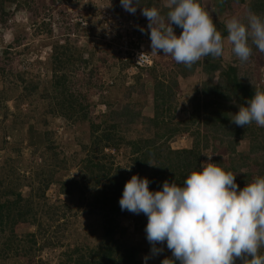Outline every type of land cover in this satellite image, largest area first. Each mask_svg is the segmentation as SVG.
Here are the masks:
<instances>
[{"label":"rangeland","instance_id":"1","mask_svg":"<svg viewBox=\"0 0 264 264\" xmlns=\"http://www.w3.org/2000/svg\"><path fill=\"white\" fill-rule=\"evenodd\" d=\"M216 1L214 0L215 3ZM200 4L203 8H211L209 0H201ZM161 5H164V0H150L147 4L139 1L133 15L121 7L120 0L1 2L0 58L3 49L8 47V60L5 65L4 61L0 60V67H4L0 71V129H3V132L0 131V135H3L0 137V167H4L5 162V172H10L13 168L17 170L16 177L23 180L18 191L22 197H26L31 193V188H38L39 180L42 178L37 177L34 180L33 175L31 179L27 176L35 169L39 160L46 159L52 162L55 156L58 160L63 162L65 160L66 170L56 171L53 176L54 182L48 185L44 197L48 203L56 207L66 205L68 210L64 211L63 208L58 210L65 212L63 218L58 216V223L63 221L65 228L57 240L53 228H50L48 237L54 238L51 243L58 242L55 246L42 247L35 254L31 251L26 256L20 253L17 256L11 254L0 259V264H62L74 248L80 249L85 246L92 248L99 243L102 232L101 217L88 215L84 204H78L80 202L77 201V194L72 197L59 195L58 185L55 183L57 180L76 178V166L84 158L91 144V125L102 123L116 125L115 128L127 142L151 137L152 132L148 130L154 131V128L148 119L154 113V89L155 94L161 92L170 94L167 98L169 103H166L168 110L166 105L158 107L162 108L164 117L172 118L173 123L181 122L187 117L191 105L189 100L194 89H199L200 83L207 80L201 66L182 76L180 72L181 74L183 72L181 70L179 72L176 67L178 63L162 52L158 55L149 54L146 62L141 65L135 58L141 53L151 52L150 36L147 34L148 21L141 14V9L142 7L160 9ZM213 8L210 13L211 15L215 13L219 21L236 16L246 22L247 13L244 8L232 11L229 16H225L223 10ZM141 28L145 31L141 32ZM60 47H62L60 50L71 53L70 58L75 60L62 69L67 76L66 84L70 88V98L73 100L70 108L67 105L62 109L55 106L51 98L52 64L49 59V54L54 52L53 48ZM222 57L224 61L238 59L231 52L226 38ZM248 62L247 67L241 62L238 63L240 71L245 67L250 72H255L253 68L256 67L258 77L256 84L264 86V56L254 55ZM20 79L29 82L33 89L35 84L36 93L41 96L33 101L23 100L18 105L14 99L22 93ZM156 82H161L160 89L155 88ZM212 82H215L214 78L209 80V83ZM9 95L11 96L8 98ZM63 102L64 105L68 104L66 101ZM25 110L29 111L30 116L20 123L22 116L19 117V112L22 115ZM123 110L125 117L111 115ZM79 112L86 114L84 120L79 118ZM200 119L193 122L189 130L201 131L199 136L201 151L206 146V150L202 151L200 165L209 162V156H212L210 162L215 157L226 160L228 155L224 149L228 144L226 142L219 144L218 140L210 135L206 138V133L199 125ZM100 127L99 130L102 129V126ZM191 143L192 138L189 134L178 133L168 141V146L172 150L189 149ZM244 146L239 144V150ZM97 156L109 161V157H113L114 166H123L130 157V148L125 144L117 150L103 148ZM252 168L251 157L246 158L235 173L236 179ZM27 178L29 180L24 181ZM125 211L123 216L116 220V228L122 229L123 235L119 236L121 233H118L115 238L124 246L136 248L137 260L141 264H161L166 255L165 244H158L157 247L163 251L153 256L150 251L152 246L146 239L144 229L136 226L138 224L134 223L133 213ZM15 230L23 234L34 232L35 228L22 226ZM145 256L150 258L145 261L143 259Z\"/></svg>","mask_w":264,"mask_h":264},{"label":"trees","instance_id":"2","mask_svg":"<svg viewBox=\"0 0 264 264\" xmlns=\"http://www.w3.org/2000/svg\"><path fill=\"white\" fill-rule=\"evenodd\" d=\"M3 1L0 0V4ZM139 1L147 4L150 0ZM209 1L211 8H205L209 12H212V7H217L220 11L225 12V16H229L232 11L244 8L246 13L251 10L264 17V0H217L216 3L214 0ZM198 2L201 3V0H198ZM160 10L161 14H165L167 11L164 5H161ZM213 14L211 16L217 30L226 38V20L219 21L215 17V13ZM173 28L175 33L180 34L182 31L175 25H173ZM249 43L252 46L251 41ZM53 49L54 52L49 54L52 64L50 69L51 98L54 100L55 106L60 109L65 108L67 105L70 108L73 100L70 98V88L66 84L67 76L62 69L66 64L75 60L70 58L71 53L60 50L62 47ZM7 54L8 47L3 49L0 58L4 61V65L8 60ZM254 55L255 57H261L264 56V53H260L255 46H252V56L250 58ZM238 63H240L238 59L224 61L222 56L216 59L209 56L203 58L191 68L178 64L176 67L179 72L180 70L183 72L182 74L180 72L182 76L201 66L202 73L207 80L200 83L199 89H194L189 100L191 105L187 111V117L176 123H173L172 118L164 117L162 108H158L166 105V110H168L167 104L169 101H167V98L170 94L168 95L165 92L155 94L154 89V113L148 119L149 124L154 128V131L148 130V132H152L151 137L127 142L124 141L120 131L115 128L116 125L110 123H102L104 126L102 124L91 125V144L84 158L76 166V178H68L64 181L57 180L55 183L58 185L59 195L72 197L77 194V201L80 202L78 204H84L88 215L101 217L102 232L99 236V243L95 247L74 248L62 264H141L137 260L138 252L136 248L124 246L118 238H115L116 234L121 233L118 235L122 236L124 232L122 229L116 228V220L126 212L121 211L119 206V199L122 196L124 185L132 175H138L140 178H147L150 181V191L162 190L164 181L176 182L178 186H182L183 180L191 171L200 169L202 151L206 150V146L203 147L202 151L199 147L201 131L198 129L194 132L189 131L192 123L198 118H201L199 125L206 133V138L210 135L213 139L218 140L219 144L222 142L228 144L224 149L228 158L223 160L220 157H215L212 159V163L218 164L226 172L235 174L242 166V162L251 157L253 168L248 172L245 171L239 179H236L235 175V183L239 189L245 187L247 183L252 182L258 176L264 177V128L258 127L255 123L243 128L231 122L232 115L238 112V106H247L245 101L253 96L255 89L264 90V86L256 84L258 80L256 67L253 68L255 72H250L245 67L244 70L240 71L241 68ZM242 64L246 66L249 62ZM3 68L0 67V71ZM185 68L188 70H184ZM198 70L200 71V69ZM213 78L215 82L209 83V80ZM20 80L22 93L14 99L18 102V105L23 100L33 101L41 96L36 93L35 84H33V89L29 82H23V79ZM160 87H162L161 82H156L155 88L160 89ZM63 101L68 104L64 105L65 102ZM124 112L123 110L117 114L111 113V115H117L121 118L126 116ZM79 113V118L84 120L86 114L84 112ZM20 116H22L20 119V123H22L23 119L30 116V113L25 110L22 115L19 112ZM100 126H102L101 130H99ZM160 130L162 131L159 132ZM0 131L3 132V129H0ZM178 133L191 136L192 143L189 149L172 150L168 146V141ZM0 137H3V135L1 134ZM123 144L130 148V157L126 165L114 166L113 157H109V161L104 160V157L97 156L103 148L117 150ZM239 144H244V148L239 150ZM245 151L246 153H244ZM56 157L52 162L46 159L39 160L35 169H32L33 171L27 175L30 179L33 175L34 180L37 177L42 178L39 180L38 188H31V193L26 197H22L18 191L23 180L16 177L17 170L13 168L10 172H5V162L4 167H0V190L4 191H0V259L11 254L17 256L19 253L26 256L31 251L35 254L42 247L48 248L58 243H51L54 238L48 237V234L50 228H53L54 237L57 240L59 234L63 232L65 227L63 221L58 223V216L63 218L67 207L63 204L56 207L54 204L48 203L44 197L48 185L54 182L53 176L55 173L59 170H66V161L63 159V162ZM27 180L29 179L27 178L24 181ZM60 208H63L64 211H58ZM57 211L61 214L57 215ZM133 215L134 223L138 224L136 226L145 229L147 217L143 213ZM22 226H32L35 231L19 234L15 229ZM164 246L166 249L164 259H171V251L167 249L166 243ZM260 252L264 254V248ZM236 263L241 264V261L237 259ZM175 264H179V262L176 261Z\"/></svg>","mask_w":264,"mask_h":264},{"label":"clouds","instance_id":"3","mask_svg":"<svg viewBox=\"0 0 264 264\" xmlns=\"http://www.w3.org/2000/svg\"><path fill=\"white\" fill-rule=\"evenodd\" d=\"M120 5L134 15L138 0H120ZM164 8L165 14L156 7L141 9L148 21L151 52L141 53L138 61L162 52L191 68L205 57L223 56L225 38L198 0H164ZM173 25L182 29L179 36ZM225 28L231 52L241 63L249 61L252 46L264 53V17L249 10L246 22L232 16ZM245 104L238 106L231 122L243 128L253 123L264 128V90L256 88ZM211 157L198 171H191L182 186L164 181L162 190L150 191L147 178L132 175L119 199L120 209L147 217L144 231L152 255L162 252L157 245L165 243L172 253L161 264H236L237 259L241 264H264L260 252L264 248V177L239 189L235 174L210 162Z\"/></svg>","mask_w":264,"mask_h":264},{"label":"built area","instance_id":"4","mask_svg":"<svg viewBox=\"0 0 264 264\" xmlns=\"http://www.w3.org/2000/svg\"><path fill=\"white\" fill-rule=\"evenodd\" d=\"M139 56V55H138ZM138 56H136V60L138 61ZM147 59V58H146ZM146 59L142 60V61H138V64L141 65V64H144L146 62Z\"/></svg>","mask_w":264,"mask_h":264}]
</instances>
